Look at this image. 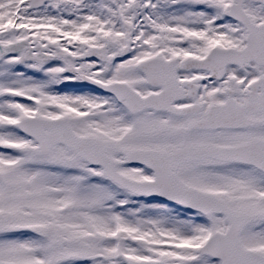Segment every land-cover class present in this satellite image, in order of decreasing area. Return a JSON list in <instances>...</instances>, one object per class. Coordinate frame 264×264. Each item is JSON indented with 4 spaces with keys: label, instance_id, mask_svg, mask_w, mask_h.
Here are the masks:
<instances>
[{
    "label": "snow or ice",
    "instance_id": "1",
    "mask_svg": "<svg viewBox=\"0 0 264 264\" xmlns=\"http://www.w3.org/2000/svg\"><path fill=\"white\" fill-rule=\"evenodd\" d=\"M0 264H264V0H0Z\"/></svg>",
    "mask_w": 264,
    "mask_h": 264
}]
</instances>
